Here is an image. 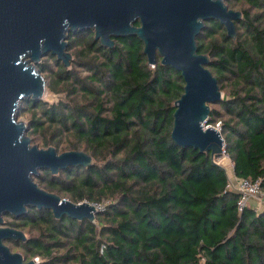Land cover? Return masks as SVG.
<instances>
[{"label": "trees", "instance_id": "1", "mask_svg": "<svg viewBox=\"0 0 264 264\" xmlns=\"http://www.w3.org/2000/svg\"><path fill=\"white\" fill-rule=\"evenodd\" d=\"M226 3L243 14L237 38L209 21L197 39L225 94L210 105L208 125L221 123L236 177L260 179L264 192V0ZM113 41L108 48L93 31L72 34L68 51L78 48L71 71L52 54L38 65L49 74L54 64L56 73L45 79L67 99L22 106L29 136L59 154L85 152L94 160L57 175L42 171L35 181L75 204L106 202V209L94 222L58 220L45 209L8 216L27 241L7 245L27 262L41 258L38 264H264V210L239 213V195L227 190L212 154L172 140L182 73L162 65L159 54L149 65L138 37Z\"/></svg>", "mask_w": 264, "mask_h": 264}, {"label": "water", "instance_id": "2", "mask_svg": "<svg viewBox=\"0 0 264 264\" xmlns=\"http://www.w3.org/2000/svg\"><path fill=\"white\" fill-rule=\"evenodd\" d=\"M242 18L226 0H0V264H38L7 245L26 242L27 236L4 226L6 217L45 209L58 220L94 222L99 214L90 203L75 204L35 181L42 171L57 175L94 163L85 152L59 154L54 147L33 145L30 124L19 121L25 101L44 100L49 82L37 68L42 60L52 54L69 67L68 40L81 31L95 32V40L108 48L115 45L113 38L138 37L149 65L156 66L159 54L162 65L181 72L185 81L174 105L172 140L211 153L214 160L225 152V141L217 129L205 127L210 105L224 100V93L207 68L210 57L199 54L197 39L206 22L220 21L235 40V23Z\"/></svg>", "mask_w": 264, "mask_h": 264}, {"label": "built area", "instance_id": "3", "mask_svg": "<svg viewBox=\"0 0 264 264\" xmlns=\"http://www.w3.org/2000/svg\"><path fill=\"white\" fill-rule=\"evenodd\" d=\"M209 127L212 126L207 125L205 128ZM213 128L217 129L219 132L222 131L221 123L216 124ZM221 157L228 158L227 161L230 163L231 166L230 171L232 172V174H230L231 172L229 173L224 168V171L226 172L228 178V185L226 188L227 190L233 191L239 195V200L237 204L239 213H242L248 206L251 205L253 201L258 202L261 210H264V192L261 189V180L258 179L255 181H250L246 179H239L234 173V164L230 159L229 155L226 153V150ZM220 158L214 159V162L216 163V160H219ZM91 205L94 206L99 213L104 211L107 207V203Z\"/></svg>", "mask_w": 264, "mask_h": 264}, {"label": "rangeland", "instance_id": "4", "mask_svg": "<svg viewBox=\"0 0 264 264\" xmlns=\"http://www.w3.org/2000/svg\"><path fill=\"white\" fill-rule=\"evenodd\" d=\"M77 48H78V45H74V46H72V51H70L71 55L73 56V61H72L71 65L69 67H67L68 70H70V71L73 69V63L75 61V55L74 54H75V51L77 50ZM44 62H47V64H48L51 61L48 62V61L45 60ZM53 65L54 64L51 65L52 66V69H51V72L49 74L42 73L44 77L45 76H53L56 73L57 69ZM37 68L39 69L38 66H37ZM46 80L49 82V86L47 88V91H46V94H45V97H44V100H43L44 102H47L50 105H54V104H58L61 100H66L67 99V95L65 93L57 94V93L52 92L50 90V88H49L50 87V79H46ZM19 121H22V122H24L26 124H30V115H29V113L22 112L20 114V116H19ZM212 127H215V126H212ZM30 137L32 139V144L33 145H36V146H38L41 149H47V148H49V147H45L43 145L41 139H39L37 137H33V136H30ZM50 147H54V146H50ZM225 158L226 157H224V158L221 157L219 160H216V163L219 166H221L223 169L225 168L230 173L231 172L230 171L231 170V166H230V163L227 161L228 158H226V159ZM230 174H232V172ZM254 202L255 203H251L250 206L252 208H254L256 210V212L262 211L261 208H260V205L258 204V202H256V201H254ZM103 203H106V202H103ZM103 203H101V204H103ZM8 218L9 217H6L5 218V224H4V226H8L7 225V222L9 220ZM8 246L11 248V250L13 252H15V253L17 252V253L22 254V252L20 251V248L16 247L15 245L8 244ZM33 260H35L38 263H41L42 262L41 258H35Z\"/></svg>", "mask_w": 264, "mask_h": 264}, {"label": "crops", "instance_id": "5", "mask_svg": "<svg viewBox=\"0 0 264 264\" xmlns=\"http://www.w3.org/2000/svg\"><path fill=\"white\" fill-rule=\"evenodd\" d=\"M252 203H255L254 201Z\"/></svg>", "mask_w": 264, "mask_h": 264}]
</instances>
